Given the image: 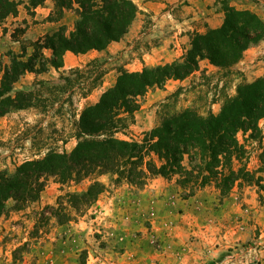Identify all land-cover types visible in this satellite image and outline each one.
<instances>
[{
  "label": "rangeland",
  "instance_id": "374dc122",
  "mask_svg": "<svg viewBox=\"0 0 264 264\" xmlns=\"http://www.w3.org/2000/svg\"><path fill=\"white\" fill-rule=\"evenodd\" d=\"M12 1L19 4L17 14L0 23V61L3 64H9L12 55L20 54L21 46L26 47L28 55L32 52L30 44L42 37L61 27L66 34L73 30L75 13L65 11L59 19L53 0H45L36 8L30 7L29 0ZM131 1L138 13L121 40L111 43L80 66L51 74H25L14 84L12 95L17 91L32 92L33 100L31 107L0 118V172L11 174L16 166L40 159L49 150L72 151L76 145L73 136L80 113L98 101L115 83L120 71L139 72L144 67L173 62L181 56L193 33L203 34L221 26L224 6L251 11L264 23V0ZM48 8L51 10L47 15ZM217 23L220 24L216 26ZM46 52L44 54L48 56ZM92 61L98 62L102 77L91 93L81 98L76 82L82 80L70 77V71L83 69ZM242 62L238 70L246 81L264 76V41L247 50ZM200 71L218 78L216 69L205 63L200 64ZM61 76L71 78L72 89L64 86ZM90 78L92 80L94 75ZM193 78L192 81L197 83L199 74ZM192 81L191 78L183 82L168 81L163 89L149 92L140 100V108L127 133L141 138L139 136L155 124L157 105ZM38 83L42 86H35ZM227 83L229 90L235 83L234 78H228ZM60 87L64 90L60 91ZM211 94L213 87L203 96L182 95L179 105L185 107L193 103L205 114ZM210 108L213 113L218 112L217 105ZM259 126L264 134V120ZM237 137L243 143L245 136L238 133ZM119 138L127 139L122 135ZM247 151L250 158L247 170L256 171L261 151L256 143ZM261 178L262 190L255 185L235 186L228 198L218 199H213L207 191L186 204L187 198L180 195V188L173 184L166 192L164 199L168 208L164 211L156 208L160 195L157 197L149 191L139 194L134 188L115 187L106 178H101L106 191L80 214L71 211L73 220L62 225L53 217L57 200L66 192L84 191L90 182L61 185L50 178L37 202L20 211H12L13 202H7L10 210L0 217V264H159L158 256L168 245L163 248L159 230L164 229L167 234L174 223L166 219L160 226V217L167 210L165 214H182L186 208L203 213L205 220L200 229L205 236L211 231L217 233L215 240H207L208 245L229 248L225 251L226 258H221L219 264H264V174ZM192 239L185 243L189 244ZM232 246L236 252L230 253ZM198 264L217 263L201 259Z\"/></svg>",
  "mask_w": 264,
  "mask_h": 264
},
{
  "label": "trees",
  "instance_id": "16d2710c",
  "mask_svg": "<svg viewBox=\"0 0 264 264\" xmlns=\"http://www.w3.org/2000/svg\"><path fill=\"white\" fill-rule=\"evenodd\" d=\"M44 1L29 0L30 7L41 6ZM53 3L59 19L65 11L75 13L73 30L66 34L61 27L30 44L31 54L27 55L26 47L21 46V53L12 55L9 64L0 61V118L32 106V92L17 91L12 95L14 84L25 74L62 69L66 52L79 55L105 50L127 34L138 13L131 0H53ZM18 5L12 0H0V23L16 15ZM222 10L221 26L203 34L193 33L187 48L173 62L144 67L139 72L120 71L115 83L98 101L80 113L72 151L49 150L40 159L16 166L11 174L0 172V217L10 209L20 211L37 202L50 178L61 185L90 182L84 191L66 192L57 200L53 217L59 225L72 221V212L78 215L96 203L106 191L101 178L115 187L127 185L135 189L144 188L155 178L174 180L185 196L211 186L221 197L228 196L235 186L255 185L262 190L258 174L264 173V134L259 126L264 120V76L248 82L238 65L247 50L264 41V23L248 10L227 6ZM204 61L216 69L218 78L200 71V63ZM196 74L200 77L197 83L192 81ZM71 76L82 80L76 82L81 98L87 97L102 77L97 61L83 69L71 70ZM70 77L61 76L60 80L72 89L74 82L71 85ZM230 77L235 83L228 90ZM190 78L188 86L179 87L157 105L151 130L143 132L141 138L127 133L142 98L155 89H163L168 81ZM212 87L205 114L193 103L179 105L180 96H203ZM215 105L216 114L210 108ZM238 133L245 136L243 143L238 140ZM254 143L261 151L259 168L249 171L247 149ZM8 201L13 202L10 209Z\"/></svg>",
  "mask_w": 264,
  "mask_h": 264
},
{
  "label": "crops",
  "instance_id": "0c3cea01",
  "mask_svg": "<svg viewBox=\"0 0 264 264\" xmlns=\"http://www.w3.org/2000/svg\"><path fill=\"white\" fill-rule=\"evenodd\" d=\"M50 8H48L46 11L47 15L50 12ZM220 23H217L216 26H218ZM213 28H216L213 26ZM188 46V44H187ZM187 46L183 49L184 50L187 48ZM250 50V49H249ZM248 50V51H249ZM48 53V52H46ZM100 52L97 51H90L86 54H79V55H74L70 52H66L64 57H63V68H73L76 66H80L83 61H86L90 59L93 56L99 55ZM49 54V53H48ZM182 55V54H181ZM178 59V58H177ZM176 60V59H175ZM205 63L206 65L207 62H201ZM200 63V64H201ZM241 62L240 64H242ZM239 64V65H240ZM238 65V67H239ZM209 66V65H208ZM56 73V70L50 68L47 73ZM31 74V73H30ZM28 74V75H30ZM27 75V76H28ZM38 78L41 77V75H37ZM176 82V81H174ZM179 82V81H178ZM183 82V81H182ZM264 173L258 174L260 177H262ZM263 179V178H261ZM263 183V180H261V184ZM176 187L174 180L173 181H167L162 178H155L151 180L144 188L142 189H136V191L139 194H144L147 191L151 192L155 196L158 197L160 195V198L156 200V208L163 210L167 209L166 207L168 204L165 202V196L166 192L169 190V187L173 185ZM124 186V185H122ZM127 186V185H125ZM133 188V187H131ZM135 189V188H134ZM235 189V187L232 189ZM181 194L183 195L184 192L181 190ZM210 193L213 197V199H218L221 196L219 195V192L214 188V187H205L203 189L197 190L193 195L191 196H185L187 198V201H185V204L188 203L190 199H195L197 195L207 192ZM230 193V194H231ZM229 197V196H228ZM226 196V198H228ZM225 199V198H224ZM146 201V200H145ZM184 204V205H185ZM184 207V206H183ZM168 211V210H167ZM166 211V212H167ZM165 212V213H166ZM162 213V217H160V221L158 222L160 226L166 222V219L172 220L173 227L168 231L167 234H165V230H159L160 232V237L162 239L163 243V248L164 245L165 248L162 250V253L159 254V264H198L199 261L202 259L203 261L207 262H213L219 264V260L221 258H226L225 251H228V247H212L207 244V240L211 241L216 239L217 233H214L213 231L209 232L208 236H205L203 232L201 231V224L204 222V217L203 213H199L195 209H189L186 208L182 214L179 212L176 213V215H172V212H168L167 214ZM161 214V213H160ZM192 236V237H190ZM189 238H193L192 241L189 244H186L187 240ZM186 244V245H185ZM233 247V246H232ZM236 252V249L233 247V251H230V253ZM182 256V257H178ZM222 259V260H223ZM237 264V262H235Z\"/></svg>",
  "mask_w": 264,
  "mask_h": 264
}]
</instances>
